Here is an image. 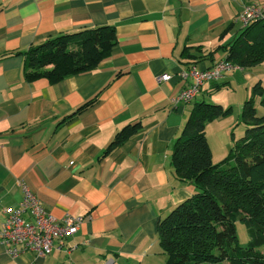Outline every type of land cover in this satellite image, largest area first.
Listing matches in <instances>:
<instances>
[{
    "label": "crops",
    "instance_id": "obj_1",
    "mask_svg": "<svg viewBox=\"0 0 264 264\" xmlns=\"http://www.w3.org/2000/svg\"><path fill=\"white\" fill-rule=\"evenodd\" d=\"M248 3L264 0H0V56L100 25H114L118 36L96 69L57 83L26 80L24 54L0 59V227L4 209L23 197L22 183L56 217H85L45 258L10 257L0 242V264L166 262L158 220L196 190L174 175L173 145L194 102L234 79L229 71L193 102L175 106L186 85L180 72L192 61L208 68L224 59L222 50L206 54L240 35L237 17ZM164 73L170 78L158 82ZM136 122L140 130L104 155Z\"/></svg>",
    "mask_w": 264,
    "mask_h": 264
},
{
    "label": "trees",
    "instance_id": "obj_2",
    "mask_svg": "<svg viewBox=\"0 0 264 264\" xmlns=\"http://www.w3.org/2000/svg\"><path fill=\"white\" fill-rule=\"evenodd\" d=\"M118 36L112 24L61 33L30 46L0 56L25 55V78H47L57 83L67 77L96 69L109 56ZM222 50L224 59L249 69L264 62V21L242 29L240 35L206 55L213 58ZM190 63H196L192 61ZM188 64V63H186ZM225 83H216L217 91ZM253 95L245 101L242 117L246 134L233 143L228 157L213 161L206 124L226 113L223 105L195 101L171 154L174 175L191 182L195 193L175 206L157 224L165 264H264V116L255 101L264 106V86L258 81ZM83 103L68 117L80 114L98 98ZM141 123L128 124L111 141L109 154L136 134ZM241 221L251 240L241 245L236 222Z\"/></svg>",
    "mask_w": 264,
    "mask_h": 264
},
{
    "label": "built area",
    "instance_id": "obj_3",
    "mask_svg": "<svg viewBox=\"0 0 264 264\" xmlns=\"http://www.w3.org/2000/svg\"><path fill=\"white\" fill-rule=\"evenodd\" d=\"M242 29L264 21V4L248 3L237 17ZM241 70L238 65L226 59L216 62L208 68H200L196 63H189L180 72L185 87L173 98V105L189 104L201 93L206 84L217 82L232 70ZM170 75L157 76V81L168 80ZM23 197L19 204L4 209L5 220L0 227V242L6 246L10 257H17L25 252L34 254V258H45L58 244L74 235L85 220L83 216L71 213L58 218L42 203L30 187L23 184ZM36 264V263H33Z\"/></svg>",
    "mask_w": 264,
    "mask_h": 264
},
{
    "label": "rangeland",
    "instance_id": "obj_4",
    "mask_svg": "<svg viewBox=\"0 0 264 264\" xmlns=\"http://www.w3.org/2000/svg\"><path fill=\"white\" fill-rule=\"evenodd\" d=\"M261 70H264V62L245 69V73L243 70H232L231 74L234 79L206 99L208 102L221 104L225 109H229L226 113L206 124V135L213 150V161L215 163L225 160L233 143L246 134L247 127L242 117L243 107L245 101L252 97L254 85L259 81V78L264 77V75L259 76L257 74ZM257 103L255 101L254 104L258 115L264 116V106H260ZM236 225L240 244L247 245L251 240L249 230L241 221H237ZM260 250L264 253V245L260 247ZM202 264H227V262H205Z\"/></svg>",
    "mask_w": 264,
    "mask_h": 264
}]
</instances>
